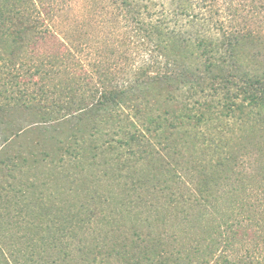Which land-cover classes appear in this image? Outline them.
Listing matches in <instances>:
<instances>
[{
	"label": "trees",
	"instance_id": "16d2710c",
	"mask_svg": "<svg viewBox=\"0 0 264 264\" xmlns=\"http://www.w3.org/2000/svg\"><path fill=\"white\" fill-rule=\"evenodd\" d=\"M234 1L0 0V127L66 110L2 138L0 264H264V0Z\"/></svg>",
	"mask_w": 264,
	"mask_h": 264
},
{
	"label": "rangeland",
	"instance_id": "374dc122",
	"mask_svg": "<svg viewBox=\"0 0 264 264\" xmlns=\"http://www.w3.org/2000/svg\"><path fill=\"white\" fill-rule=\"evenodd\" d=\"M59 1L71 2L74 9L76 7V9L74 11H71V14L68 11L67 15H70V16L72 15V13H73V15L76 12L78 13L80 6H83V4H84V0H71V1L70 0H59ZM224 1L225 0H217L218 5L220 6L218 8L223 10V8L221 6L223 5ZM248 2H249V0H248ZM238 3H240V1H234L233 4H238ZM237 7H238V5H237ZM202 8L203 7L201 6V14H204ZM67 10H69V8ZM225 14H226V12H223V11H220V13H219L221 18H223V17L225 18L226 17ZM85 16H86V18H89L92 16L91 12H89V9L85 12ZM84 22L87 24V21H84ZM252 23L255 24V21H252ZM86 28H87V26H86ZM94 28H92V29H94ZM96 28L94 30L99 32L98 31L99 28L98 27H96ZM89 30H91V29H89ZM85 53L84 52L80 53L77 56L79 57V59H81V62L83 63V64L82 63L81 64L84 65L85 68H88L87 64H89L88 63L89 61L91 62L92 57L89 55H86ZM127 53H128V56L125 55L126 57L125 56L120 57L119 55L118 56L116 55L117 61L118 62L120 61L119 64H121V65L125 64V60L122 58H130V61H132L131 63H134V61L137 62V60L139 59L138 57L140 55V52H137L136 50L131 48L130 51H128ZM13 89L15 90L16 87H13ZM65 96L69 97V95H65ZM65 96L63 99H61V100H63V103L68 102V100H67L68 98ZM76 99H77V97H75V100ZM46 101H49V99L44 100L45 103H47ZM8 113L6 114L7 115V117H6L7 124L0 127V135H1V137H0V149H2L4 146V144H2L3 143L2 138H4V137L9 138V136H11V134L14 131L18 130V126H21V128H22L23 126L31 124V123L34 124L31 127V129H33V130H31V132L27 135L26 144L34 143L35 141H40L42 139L43 135L45 134V132L42 133V131L37 130V128L39 129L41 127H45L46 124L49 126H53L55 124H58L57 123L58 120L55 118H58V117L62 116L63 114H65L66 110L60 111L59 114L54 115L53 118H51L50 120H48V119L42 120L41 118H38L37 117L38 115H36L38 112H36L32 109L15 108L9 114ZM12 124H14V126H12ZM68 127H70V124H65V126L63 127V128H65L64 131H66L68 129ZM49 133H52V131ZM45 135H47V133ZM6 148H7V146H6ZM8 148H9V146H8ZM2 151H5L4 148ZM6 181H8L7 178H5V182L1 183L2 184L1 186H3L4 188H6ZM6 191H7V189L1 190V187H0V231L6 235L5 238H7L8 235H10L14 231V225H15L14 222H16L17 219H20V217H23L22 214H19L20 215L19 217L16 216V211L14 210L15 206L13 205V200H14L13 196L11 193L7 194ZM5 195H6V197H5ZM22 224H23V221L21 222V226H22ZM1 228H5L6 230H1Z\"/></svg>",
	"mask_w": 264,
	"mask_h": 264
}]
</instances>
